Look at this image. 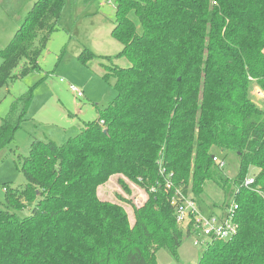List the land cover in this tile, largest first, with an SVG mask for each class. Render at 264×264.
Segmentation results:
<instances>
[{
	"label": "trees",
	"instance_id": "1",
	"mask_svg": "<svg viewBox=\"0 0 264 264\" xmlns=\"http://www.w3.org/2000/svg\"><path fill=\"white\" fill-rule=\"evenodd\" d=\"M66 1L32 3L0 50V89L41 69ZM7 3L2 7L16 16ZM115 3L112 36L122 49L106 58L126 57L131 65H105L103 78L114 81L117 96L79 134L61 146L32 141L20 160L26 183L5 184L0 264H159V249L181 261L192 223L178 224L171 196L181 188L211 215L201 206L210 182L223 192L221 212L238 206V231L206 246L197 264H264V107L254 99L264 92V0ZM95 57L88 48L78 56L84 64ZM30 100L14 101L0 126V148L13 140ZM216 151L236 153L234 178L214 161ZM161 166L174 174L172 189ZM117 175L127 193L124 177L146 193L131 205L133 224L124 204L98 194ZM249 175L253 188L241 185Z\"/></svg>",
	"mask_w": 264,
	"mask_h": 264
},
{
	"label": "rangeland",
	"instance_id": "2",
	"mask_svg": "<svg viewBox=\"0 0 264 264\" xmlns=\"http://www.w3.org/2000/svg\"><path fill=\"white\" fill-rule=\"evenodd\" d=\"M2 1V0H0ZM16 17L7 15L0 4V50L13 38L22 23L31 3L25 5ZM115 0H67L62 9L58 28L52 36L39 60L41 69L17 78L0 89V126L7 117L14 101L21 96H31L25 119L14 133L13 140L0 148V210L5 209V184L21 186L26 178L20 169V160L30 153V145L34 139L53 140L61 146L67 139L81 132L84 122L97 118L99 109H104L114 101L117 91L114 81L103 78L105 65L129 67L126 57H113L122 49V44L112 36L116 17ZM130 17L135 21L138 30L142 29L137 16L132 12ZM88 48L96 55L84 64L79 54ZM2 58L0 57V64ZM22 64L15 69L18 73ZM70 84L84 91L78 97L70 89ZM258 90L254 94L255 101L264 107V92ZM224 161L223 170L234 178L238 173L239 160L234 152H215ZM258 170L253 168V175ZM249 175V176H252ZM119 176H112L102 185L98 194L111 201L125 205L130 221L134 223L132 204L141 205L146 193L138 185L123 178L129 186L127 193L119 182ZM120 196L131 201L125 203ZM223 192L213 183H207L201 206L212 209V214L220 213ZM209 213V210H206ZM22 214V213H21ZM184 229H186L184 227ZM194 236H187L179 249L181 261H177L165 249L157 251L159 264H197L204 247L194 243Z\"/></svg>",
	"mask_w": 264,
	"mask_h": 264
},
{
	"label": "built area",
	"instance_id": "3",
	"mask_svg": "<svg viewBox=\"0 0 264 264\" xmlns=\"http://www.w3.org/2000/svg\"><path fill=\"white\" fill-rule=\"evenodd\" d=\"M70 89L77 94L78 97L84 96V91L73 84H70ZM259 93V91H258ZM262 94V91L260 92ZM214 161L220 163V167H224V161L214 156ZM160 173L166 179L167 188L174 187L172 172L167 173L166 168L161 166ZM255 183V176H248L241 183L242 186L253 188ZM171 204L176 210L178 224L187 228L192 223V235L197 246L206 248L211 242L215 240H228L232 238L238 231V223L235 220L237 209L236 204L226 207L218 214L207 215L202 212L196 201L186 195L181 188H176L171 196Z\"/></svg>",
	"mask_w": 264,
	"mask_h": 264
},
{
	"label": "crops",
	"instance_id": "4",
	"mask_svg": "<svg viewBox=\"0 0 264 264\" xmlns=\"http://www.w3.org/2000/svg\"><path fill=\"white\" fill-rule=\"evenodd\" d=\"M35 0H11L9 3H13L15 6H16V8H18V10H19V8L20 7H22V8H24L25 7V5H27L28 3H31V5H32V3L34 2ZM3 2H5V1H0V4H3ZM2 6V5H1ZM4 9V8H3ZM5 10V9H4ZM6 12V11H5ZM7 13V12H6ZM8 16H10L9 14H7ZM11 17V16H10ZM16 16H12V18H15Z\"/></svg>",
	"mask_w": 264,
	"mask_h": 264
}]
</instances>
